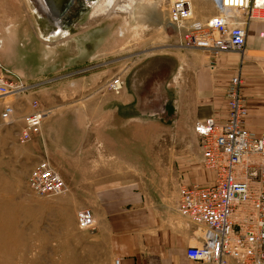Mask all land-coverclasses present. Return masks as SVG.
Instances as JSON below:
<instances>
[{"label": "rangeland", "instance_id": "obj_1", "mask_svg": "<svg viewBox=\"0 0 264 264\" xmlns=\"http://www.w3.org/2000/svg\"><path fill=\"white\" fill-rule=\"evenodd\" d=\"M110 1L74 0L61 22L52 25L39 15L34 0H0L2 64L30 85L22 94L0 98V114L5 104L16 109L8 121L0 117V264H108L107 247L94 240L95 226L80 230L72 224L81 199L79 180L72 177L78 174L79 156L89 151L93 155L90 145L99 135L127 142L118 150L120 185L167 186L158 176L168 175L180 158L202 167L200 140L186 110L176 116L178 79H158L161 72L147 68L138 85L132 79L156 59L170 62L201 50L177 45V32L167 22L166 0ZM191 3L190 22L202 21L205 12L216 13L211 0ZM253 23L264 27V21ZM255 34L252 27L244 60H264V44L261 51L250 47ZM62 63L66 67L55 71ZM150 76L156 79H147ZM117 81L120 86L112 87ZM134 81L136 107L146 112L126 121L114 113L125 106L128 85ZM32 98L39 100L44 117L66 114L59 117L58 131L40 127L38 135L19 144L23 110ZM253 107L264 111V105ZM64 156L73 158L66 162L71 179L61 177L68 191L57 196L32 192L27 185L31 168L42 159L55 166L52 159L63 161ZM71 192L76 205L62 199Z\"/></svg>", "mask_w": 264, "mask_h": 264}, {"label": "built area", "instance_id": "obj_2", "mask_svg": "<svg viewBox=\"0 0 264 264\" xmlns=\"http://www.w3.org/2000/svg\"><path fill=\"white\" fill-rule=\"evenodd\" d=\"M167 22L177 32L181 49H200L210 59L223 53L243 54L250 23L264 21V4L257 0H211L216 13L205 20L193 18L191 0H166ZM264 41V29L256 33ZM239 72L226 87V119L213 117L197 121L193 130L201 145V165L212 173L205 184L183 183L178 188L177 211L201 229V240L185 249L190 261L205 264H264V130L247 127L248 106ZM120 85H112L118 88ZM30 85L14 75L0 61V98L24 93ZM29 112L17 142L25 144L40 133L44 111L38 99L29 101ZM14 107L5 104L0 117L6 122ZM29 189L39 196H57L67 185L47 159L38 161L27 177ZM80 230L94 228L89 207L76 212ZM113 264H120L114 259Z\"/></svg>", "mask_w": 264, "mask_h": 264}, {"label": "crops", "instance_id": "obj_3", "mask_svg": "<svg viewBox=\"0 0 264 264\" xmlns=\"http://www.w3.org/2000/svg\"><path fill=\"white\" fill-rule=\"evenodd\" d=\"M212 13V11L205 12L202 20ZM252 27L256 33L264 29L263 26L252 22L249 25V32ZM1 29L0 24V48H2ZM247 41L248 37L246 44ZM262 44L264 41H258L255 34L250 47L255 51H261ZM202 51L184 53L182 55L185 58L170 62L156 59L148 67L144 66L145 70L138 71L132 79H136L138 85L139 80L144 74L146 75V68L152 72H161L162 77H157L158 79H178V83L176 81L178 85L176 84L177 88L174 91L178 94L176 116L186 110L187 121L189 125L194 126L197 121L207 117H213L218 122L226 119V87L229 79L239 72L248 106L247 127L254 132L264 130V111L261 109L257 111L253 107L264 105V60L247 61L244 60L245 53L241 55L228 52L219 55L214 60V68L211 69L209 55ZM235 54L240 57L238 58ZM0 61L3 64L4 61L6 63L5 56H0ZM64 67L66 64L62 63L60 67L55 68V71ZM147 79L156 78L150 76ZM136 82L134 81L132 85L129 83L130 93L126 94L125 106L120 108V112L116 110L114 113L115 116L119 113L124 115L126 121L129 120L128 118L134 119L146 112L144 107H136ZM5 99L7 100L6 97ZM24 100L19 102H25ZM178 100H180L179 103ZM29 110L28 105L23 110L24 115L20 114L22 122ZM15 111L14 108V113ZM65 114L64 111V113L43 117L41 127L45 126L47 130L58 131L61 121L59 117ZM116 128L118 127H112V132H116ZM100 136L95 138L93 146L90 145V148H94L93 155L92 151H89L91 153L83 155L84 152L83 156H79V164L76 168L78 174L72 177L74 180L76 178L79 180L78 194L81 199L79 198L76 205V201L71 199L72 192L67 195V198L62 197V199H70L76 205L73 210L81 207L91 208L95 226L94 240L97 244L101 243L107 247L108 264H113L114 259L117 258L120 264H205L190 261L185 255L186 247L198 243L202 238V232L200 228L179 215L177 198L180 184L208 183L212 179V173L202 167L199 168L198 165L193 164V161L180 158L178 162L176 161L178 166L174 169L170 168L168 175L158 176L160 180L168 181L167 186L150 189L140 187L136 183L120 185L118 150L127 147L125 145L127 142L114 139V135L110 140H104L103 136L102 138ZM200 157L201 154L199 163H201ZM72 159L67 156H64L63 161L52 159L55 166L47 160L63 179L68 180L71 177L70 175L68 177L66 162ZM196 163L198 164L197 160ZM93 181L96 183L92 184ZM72 224L73 227L77 226L74 215Z\"/></svg>", "mask_w": 264, "mask_h": 264}, {"label": "bare ground", "instance_id": "obj_4", "mask_svg": "<svg viewBox=\"0 0 264 264\" xmlns=\"http://www.w3.org/2000/svg\"><path fill=\"white\" fill-rule=\"evenodd\" d=\"M34 2L36 4V6H37V10H38L39 15L44 20H46L48 23H50L52 25H56V24H58V23L61 22L62 18H59L56 15L52 14V12L49 10V6L45 2V0H34ZM110 2L111 1L109 0L108 3H110ZM257 3L264 4V0H257ZM117 85H120V82L119 81H117ZM93 220H94V218H93Z\"/></svg>", "mask_w": 264, "mask_h": 264}, {"label": "water", "instance_id": "obj_5", "mask_svg": "<svg viewBox=\"0 0 264 264\" xmlns=\"http://www.w3.org/2000/svg\"><path fill=\"white\" fill-rule=\"evenodd\" d=\"M74 0H45L52 14L61 18L71 7Z\"/></svg>", "mask_w": 264, "mask_h": 264}]
</instances>
